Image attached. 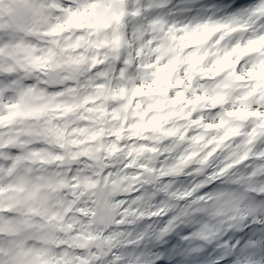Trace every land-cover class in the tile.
Wrapping results in <instances>:
<instances>
[{"label":"clouds","instance_id":"obj_1","mask_svg":"<svg viewBox=\"0 0 264 264\" xmlns=\"http://www.w3.org/2000/svg\"><path fill=\"white\" fill-rule=\"evenodd\" d=\"M27 2L0 0V264H264V161L233 167L244 149L222 140L209 181L169 159L164 135L193 116L223 133L259 103L264 0H34L43 16L9 14ZM105 84L124 96L103 100Z\"/></svg>","mask_w":264,"mask_h":264},{"label":"snow or ice","instance_id":"obj_2","mask_svg":"<svg viewBox=\"0 0 264 264\" xmlns=\"http://www.w3.org/2000/svg\"><path fill=\"white\" fill-rule=\"evenodd\" d=\"M189 3H196V0H188ZM55 6V5H53ZM240 4L237 0H234L232 4H225L222 6H216V10L223 11L226 8H239ZM92 7H95L93 5ZM150 7L144 3L143 6L133 10V15L143 16L146 12L150 11ZM213 9H204V11H212ZM19 11H27L34 15L43 16L45 13L44 6H37L34 0H28L24 9H10L9 14L15 15ZM85 18V17H82ZM149 26H155L158 23H162L158 20H151L148 22ZM118 39V37H116ZM101 47L103 45H100ZM119 59V57H116ZM130 57L124 61V63H130ZM95 70V69H94ZM77 73L75 70L72 72L71 78H75ZM101 76H106L107 73H100ZM124 88L119 84H105L104 94L102 99L105 101H116L118 98L124 96ZM259 96V103L252 109H245L242 112L236 113V117L240 120V123L236 126L227 128L223 133L216 134V131L208 125H205L202 121H197L193 116L192 120L195 123H189L183 128H174L166 130L164 135L171 137V142L167 149L168 153H171L169 159H178L181 164H187V171L192 176H198L204 169H207V180H215L216 174L221 172L224 168L223 163H219L216 159L219 156V151H216V155L213 154V150L216 149L217 143L223 141L239 144L244 151L237 155H234L225 163L232 165L233 167L243 166L249 164L250 161H264V94H257ZM114 104L105 105L101 103L96 109L100 113H104L105 107L108 111L114 107ZM126 107V105H125ZM232 115V114H230ZM159 121L152 119L148 121L147 127L158 126ZM127 128V124L124 125ZM218 127H223V124ZM113 138L119 137L123 129L119 126L113 127L108 130ZM127 163V161H126ZM203 166V167H202ZM198 169V171H193ZM264 173V168L258 170ZM199 186V185H198ZM264 191V189H261ZM251 247H256V244H251ZM227 264V261H225ZM248 264H252L249 260Z\"/></svg>","mask_w":264,"mask_h":264}]
</instances>
